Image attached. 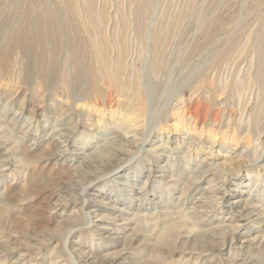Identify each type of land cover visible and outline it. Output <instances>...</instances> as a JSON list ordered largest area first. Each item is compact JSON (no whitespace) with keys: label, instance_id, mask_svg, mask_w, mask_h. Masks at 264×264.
I'll return each mask as SVG.
<instances>
[{"label":"rangeland","instance_id":"obj_1","mask_svg":"<svg viewBox=\"0 0 264 264\" xmlns=\"http://www.w3.org/2000/svg\"><path fill=\"white\" fill-rule=\"evenodd\" d=\"M0 264H264V0H0Z\"/></svg>","mask_w":264,"mask_h":264},{"label":"bare ground","instance_id":"obj_2","mask_svg":"<svg viewBox=\"0 0 264 264\" xmlns=\"http://www.w3.org/2000/svg\"><path fill=\"white\" fill-rule=\"evenodd\" d=\"M103 71V70H102ZM56 130V129H55ZM65 130V129H64ZM62 131V130H61ZM56 135V134H55ZM58 135V134H57ZM56 139H58V137L56 138ZM59 142H62V140L61 141H59Z\"/></svg>","mask_w":264,"mask_h":264}]
</instances>
